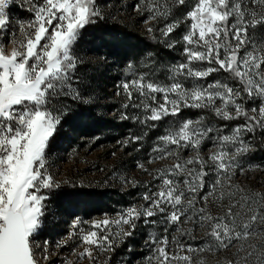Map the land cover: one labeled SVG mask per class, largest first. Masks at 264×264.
Returning a JSON list of instances; mask_svg holds the SVG:
<instances>
[{"label":"snow or ice","instance_id":"6c2138e0","mask_svg":"<svg viewBox=\"0 0 264 264\" xmlns=\"http://www.w3.org/2000/svg\"><path fill=\"white\" fill-rule=\"evenodd\" d=\"M24 3L29 18L17 20L15 0H0V264H49V242L40 240L56 216L53 195L62 185L84 187L60 181L49 170L50 145L70 122L72 105L85 102L75 47L82 31L103 20L105 11L100 0ZM185 4L142 0L132 6L147 13L145 24L163 22L147 32L157 39L158 31L168 49L179 45L183 59L174 64L152 60L149 72L128 62L127 78L116 85V95L124 98L120 118L141 126L122 147L136 145L139 152L159 128L147 163L170 158L174 163L150 171L137 162L156 182L144 185L142 203L97 219L72 213L66 238L55 247L75 241L73 258L55 264H112L113 254L140 223L163 225L162 233L174 226V232L191 239L196 228L185 224L206 229L196 246L176 235L151 234L147 264H204L195 259L203 253L223 254L220 264H264V191L233 182L237 170L264 169V164L245 168L242 163L254 151L251 138L260 133L264 140V0H194L189 10L175 15L173 10ZM214 73L226 75L209 81ZM185 109L201 114L185 119ZM208 114L216 121L241 123L217 126ZM122 183L137 185L127 177ZM210 205L219 212L214 215Z\"/></svg>","mask_w":264,"mask_h":264},{"label":"rangeland","instance_id":"374dc122","mask_svg":"<svg viewBox=\"0 0 264 264\" xmlns=\"http://www.w3.org/2000/svg\"><path fill=\"white\" fill-rule=\"evenodd\" d=\"M100 2L105 11L104 19L87 26L82 31L75 47V52L82 61L78 66L77 74L85 102L72 105L73 112L69 122L75 121L78 115L83 113L81 111H86L82 119L84 131H87L91 120H95L100 128L89 132L93 133L94 137L74 138L65 128L66 124L62 129H58L53 138L54 142L50 145L49 170L60 181L69 180L77 185L83 184L84 187L74 188L62 185L61 189L53 195L52 207L56 209V216L50 218L45 225L40 240L41 244L44 240L49 242L48 251L53 254L49 264H55L65 256L73 258L71 252L75 241H69L66 248L55 247L57 242L66 238L68 225L74 218L72 213L85 219H97L105 213L113 215L130 204L142 203L140 197L145 191L144 185L156 182L136 166L137 162L144 163L150 171L174 163L171 158L153 164L147 163L148 157L151 155L152 137L161 131L159 128L149 133L139 152L135 150L136 145L129 144L127 148L122 147V142L128 136L138 134L141 126L131 120L120 118L121 111H123L121 104L124 98L116 95L118 91L116 85L122 79L127 78L125 73L128 62H132L140 72H149L152 67H155L150 63L152 60L163 64L178 63L183 59L179 50L180 46L168 49L159 42L158 31L156 32L157 39H153L152 35L147 32L148 26L159 29L163 22H154L152 25L145 24L147 13L141 15L132 7L138 2L142 3V0H100ZM193 2L194 0H186L185 5L173 10L174 14L182 15L189 10ZM25 8L24 0H15L12 16L17 20H27L30 14ZM119 28L124 30L121 31ZM183 28L184 25H181V29ZM260 34L264 35V33ZM146 63L149 64V68L144 67ZM225 75L224 73H214L208 80L223 78ZM200 114L193 109H185L181 113L185 119L193 120L197 119ZM206 119L215 121L217 126L227 124L231 127L235 125L232 122L216 121V118L211 114H208ZM107 120L110 121L105 123L103 128L102 123ZM224 131L227 132L228 128H225ZM69 137L73 141L67 144L66 139H70ZM250 142L254 143L252 138ZM262 142L264 143V140ZM207 147L206 142L205 149ZM112 153H116V155L113 156ZM184 155L187 156L188 153L185 152ZM242 163L245 168H248L249 165L264 164V159L253 158L252 152H250L243 158ZM122 177L135 180L136 187L124 185ZM233 182L246 189L264 191V169L246 170L242 174L237 170ZM78 192L87 193V195H74ZM210 208L214 215L219 212L214 205H210ZM173 227H169L168 233H162L163 225L138 224L134 236L113 254L112 264H121L122 260L131 261V264H147L145 257L150 254L151 234L169 235L170 239L176 235L182 242L193 246L201 244L206 238V229L198 228L195 225L185 224L184 227H195L196 239L180 236L173 231ZM127 246L132 248L131 252L126 250ZM195 259H202L204 264H220L224 255L203 253Z\"/></svg>","mask_w":264,"mask_h":264},{"label":"trees","instance_id":"16d2710c","mask_svg":"<svg viewBox=\"0 0 264 264\" xmlns=\"http://www.w3.org/2000/svg\"><path fill=\"white\" fill-rule=\"evenodd\" d=\"M119 30H124L123 28H119ZM83 113H81L80 115H78V117L75 119V121H72L71 123L67 124L65 126V128L67 129L68 132L71 133V135L74 138H79V137H84V138H91L94 137L93 133H89L92 131H95L97 129L100 128L99 124L96 123L95 120H91L88 124L87 127V131H84V128L82 127V119L84 118V114L86 113V111H81ZM110 120L104 121L103 124V128L105 123H108ZM233 124H237V123H241V121H231ZM70 139H66V143L70 144L73 140L71 139V137H69ZM252 140L254 141L253 145L255 146L254 151H252V156L253 158H260L264 159V143L262 142L261 139V134L257 133L256 137L252 138Z\"/></svg>","mask_w":264,"mask_h":264}]
</instances>
